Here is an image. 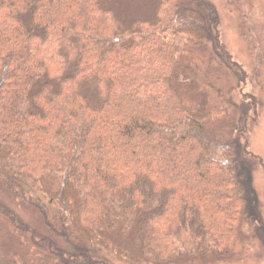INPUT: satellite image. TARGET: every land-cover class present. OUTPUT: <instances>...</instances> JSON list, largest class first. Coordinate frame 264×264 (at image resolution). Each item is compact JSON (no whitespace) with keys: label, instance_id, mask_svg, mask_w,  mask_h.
<instances>
[{"label":"trees","instance_id":"obj_1","mask_svg":"<svg viewBox=\"0 0 264 264\" xmlns=\"http://www.w3.org/2000/svg\"><path fill=\"white\" fill-rule=\"evenodd\" d=\"M188 46L208 51V72L214 55L231 60L209 0H0V217L29 264L241 250L257 200L248 142L233 150L194 107L213 90L183 63ZM6 256L24 263L19 249Z\"/></svg>","mask_w":264,"mask_h":264},{"label":"rangeland","instance_id":"obj_2","mask_svg":"<svg viewBox=\"0 0 264 264\" xmlns=\"http://www.w3.org/2000/svg\"><path fill=\"white\" fill-rule=\"evenodd\" d=\"M209 1L216 10L220 44L231 60L227 62L223 55H214L215 65L208 72L206 61L201 59L208 51L200 50L198 46L185 48L183 63L194 65L192 76L198 78L199 83L202 77L207 76L213 90L209 101L207 96H203L201 99L192 98L191 102H195L194 107H209L208 122L217 135L233 139V150L237 147L234 143L236 138L247 140L248 154H243L250 162L241 164L249 169L251 189L257 200L256 206L250 205L244 220L240 251L228 260L207 258L191 264H264V0ZM198 40H204L209 45L206 39L200 37ZM198 92L196 90L193 94ZM202 93L205 94V91ZM221 107L225 110L224 114H221ZM220 116L226 117L223 127L222 121L216 119ZM251 214L256 218L259 216L261 230L252 222ZM11 232L7 222L0 217L1 261L6 259L7 251L19 249L23 264H29L32 253L24 245L19 247V240Z\"/></svg>","mask_w":264,"mask_h":264}]
</instances>
